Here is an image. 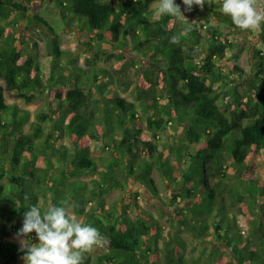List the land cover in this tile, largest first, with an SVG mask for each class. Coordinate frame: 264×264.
<instances>
[{"label":"trees","instance_id":"1","mask_svg":"<svg viewBox=\"0 0 264 264\" xmlns=\"http://www.w3.org/2000/svg\"><path fill=\"white\" fill-rule=\"evenodd\" d=\"M157 3L56 7L74 29L78 16L88 20L89 67L79 70L82 46L65 51L43 14L55 0H0V264H23L8 238L28 206L62 200L104 237L84 264H264V168L251 165L264 167V25L247 72L231 31L253 30L237 28L223 0L189 11L213 24L161 16ZM131 88L133 100L121 92ZM37 99L45 107L28 108ZM132 182L174 213L143 207ZM113 191L131 199L110 202Z\"/></svg>","mask_w":264,"mask_h":264},{"label":"clouds","instance_id":"2","mask_svg":"<svg viewBox=\"0 0 264 264\" xmlns=\"http://www.w3.org/2000/svg\"><path fill=\"white\" fill-rule=\"evenodd\" d=\"M187 11L193 5L203 9L205 2L216 0H182ZM157 13L177 19H186L175 0H158ZM221 11L231 17L241 31H259L264 25V0H223ZM187 20V19H186ZM195 22V21H193ZM179 35H173L170 43H179ZM72 204L62 200L42 211L37 205H29L24 213L22 228L17 235L27 237L33 231L38 243L21 241V259L25 264H84V254L102 247L104 237L91 224L82 223L71 212Z\"/></svg>","mask_w":264,"mask_h":264},{"label":"rangeland","instance_id":"3","mask_svg":"<svg viewBox=\"0 0 264 264\" xmlns=\"http://www.w3.org/2000/svg\"><path fill=\"white\" fill-rule=\"evenodd\" d=\"M65 0H55V4H51L48 5L45 10L43 11L44 16H46L47 19H49L59 30L60 34H61V39H62V48L65 51H69V50H77L78 49V45L82 46L81 50L75 54L74 57L78 58L79 62H78V68L80 69H85L88 68V60L87 58L90 55H87L86 53H84V49L86 48L85 45H83L84 43H87L89 41V37L88 35H86L85 32L83 31H87L90 32V26L88 23V20L84 17H80L78 16V24H76L75 29L73 27V20H72V14L70 13L69 16L65 19H60L61 16L59 14V11L56 7H59L62 10H69V7H71V3L69 4V7L62 6V3ZM155 7H158V3L155 5ZM182 12L184 14V16L186 17V19L188 20H193L195 22L200 21V23H206L207 20H209L210 23H215L216 21L212 18H209V16H207V14H200V13H193V12H189L185 9H182ZM21 24V21H19ZM72 28V29H70ZM258 32L257 30L253 29V33L252 34H238L236 32H232L231 31V38L235 39V41L240 45L241 48H244L245 51L242 54V59H241V65L243 68H245V70H247V72H250L251 70V59H252V54H253V50L258 47V46H262L261 40L258 37ZM46 39L44 38H37V42L39 43V47H40V51L41 53H46ZM97 64L100 67H107L109 66L108 63L106 61L103 60H99L97 59ZM133 89L131 88L130 90H122V94L129 100H133L134 96L132 93ZM45 104V101L42 99H37L35 100L33 103L28 105V108H30L33 111H37L39 109H41ZM45 107V106H44ZM28 128V127H27ZM168 133H171V131H169ZM106 155V152L101 151V150H96L94 153V156L96 158H98L99 156H104ZM264 157V156H263ZM251 165H257L261 171L263 170V164H260V161H252ZM156 176V180L159 184V187L161 189V196L164 200H169L170 202L173 204H175L174 202V194H173V190L170 187H166L165 184L163 183V181L161 180V178L159 176H157V173H155ZM92 177L94 178H98L97 175H92L89 176V178L91 179ZM131 189L133 190H142L144 193V197H141L140 199V203L143 207L149 209L150 211L154 212V213H158V209H161L164 207L165 212L168 214H173V210L172 206L167 205L166 202L158 200V199H151L149 197V195L147 194V192L140 187L139 185H134V182H132L131 185ZM119 199L120 201H126L128 202V200L131 199V195L128 194H124V193H120L119 191H113L111 194L108 195V200L111 202L113 200ZM147 200V201H146ZM71 212L74 214L73 210L71 209ZM75 215V214H74ZM77 216V215H75ZM78 219L83 220L82 217H78ZM161 221L163 224L168 225L170 222L167 220V217L165 218H161ZM244 230L247 232L248 228L244 227ZM18 232L14 231L12 232L11 236L8 238L9 240L15 241L16 243H18L20 246L21 245V241L22 240H29L31 243H38V239L35 235L33 234H29L27 237H22V236H18L17 235ZM245 255H250V254H245ZM20 262H22L23 264H25V262L20 259Z\"/></svg>","mask_w":264,"mask_h":264}]
</instances>
